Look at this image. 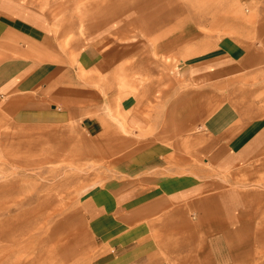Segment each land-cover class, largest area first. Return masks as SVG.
Returning <instances> with one entry per match:
<instances>
[{"label":"rangeland","instance_id":"rangeland-1","mask_svg":"<svg viewBox=\"0 0 264 264\" xmlns=\"http://www.w3.org/2000/svg\"><path fill=\"white\" fill-rule=\"evenodd\" d=\"M3 3L38 15L45 38L21 30L46 56L33 59L65 69L60 84L70 79L81 94L72 107L49 108L56 115L69 109L64 120L41 121L13 116L0 97V264H99L103 252L83 211L90 196L126 190L115 187L123 179L189 169L255 199L256 217L243 212L230 231L251 224L256 235L231 237L237 256L224 263L264 264V148L241 170L205 172L215 132L208 123L218 113L232 128L264 123V0ZM26 43L17 39L16 57H26ZM38 93L18 95L40 103ZM153 149L165 152L162 166L151 172L150 159L136 169L140 151L144 159ZM171 162L182 164L172 172ZM179 255L177 264L186 259ZM188 259L182 264H200L195 252Z\"/></svg>","mask_w":264,"mask_h":264},{"label":"crops","instance_id":"crops-1","mask_svg":"<svg viewBox=\"0 0 264 264\" xmlns=\"http://www.w3.org/2000/svg\"><path fill=\"white\" fill-rule=\"evenodd\" d=\"M3 2L0 0V97L7 98L4 109L30 121L57 117L64 120L71 114L69 109L56 115L49 108L52 104L74 106L81 90L70 79H64L60 84L59 76L65 69L55 72L33 59L39 54L40 60L46 56L41 50L38 54L34 47L37 45L21 30L45 38L47 34L43 32L38 15L14 6L5 7ZM17 39L27 41V47L21 53L25 58L16 57L17 51L21 52L16 45ZM26 90H39L38 96L43 101L23 100L18 94ZM226 116L220 112L208 123L210 130L215 132L209 141V149H213L209 159L212 169H206L207 175H212L214 170L222 174L241 170L251 165L264 148L263 122L254 121L242 128H232L226 126L230 124ZM143 152L146 153L140 151L137 155L136 169H146L145 166L152 164L150 159L146 160L149 156L138 157ZM147 152L156 157L155 166L150 169L156 172L162 166L158 157L165 152L160 153L158 149ZM170 164L175 167H168V170L175 172L180 168L176 166L182 163ZM189 171L180 176H160L163 173L159 171L150 177L147 173L146 177L138 179L139 183L135 182L137 179H123L115 187L126 190L114 192V196L109 191H98L90 196L83 211L97 246L103 252L98 257L99 264H177L178 253L180 257L186 256L179 260L182 264L192 261L188 256L192 258L194 252L200 264L209 261L225 264L226 259L234 261L236 236L256 233L251 231V224L247 232L241 228L231 232L230 225L239 222L243 212L248 219L255 218L256 201L249 199L238 184L226 186L222 179L200 180L199 173L194 176L193 171ZM228 176L233 180L231 174ZM224 186L231 189L221 190ZM231 237L235 239L230 241Z\"/></svg>","mask_w":264,"mask_h":264},{"label":"bare ground","instance_id":"bare-ground-1","mask_svg":"<svg viewBox=\"0 0 264 264\" xmlns=\"http://www.w3.org/2000/svg\"><path fill=\"white\" fill-rule=\"evenodd\" d=\"M244 52V51H243ZM254 52V51H253ZM254 55V54H253ZM256 56V55H255ZM257 57V56H256ZM250 58V57H249ZM257 59V58H256ZM154 156H151V157H149V158H147V159H151V160H154Z\"/></svg>","mask_w":264,"mask_h":264}]
</instances>
